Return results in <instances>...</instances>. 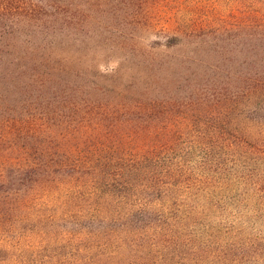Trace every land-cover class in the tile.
I'll list each match as a JSON object with an SVG mask.
<instances>
[{"label": "rangeland", "instance_id": "rangeland-1", "mask_svg": "<svg viewBox=\"0 0 264 264\" xmlns=\"http://www.w3.org/2000/svg\"><path fill=\"white\" fill-rule=\"evenodd\" d=\"M260 6L259 0H0V240L11 246L0 248V264H60L69 248L55 238L89 224L76 202L56 197L64 189L61 171L42 185V174L27 171L42 144H76L81 153L94 147L83 143V133L97 132L90 124L98 117L113 130L135 131L134 122L145 125L157 115L146 108L155 99L189 104L227 92L234 73L261 65ZM26 197L36 205H25Z\"/></svg>", "mask_w": 264, "mask_h": 264}, {"label": "trees", "instance_id": "trees-1", "mask_svg": "<svg viewBox=\"0 0 264 264\" xmlns=\"http://www.w3.org/2000/svg\"><path fill=\"white\" fill-rule=\"evenodd\" d=\"M232 78L215 98L153 100L146 108L157 115L135 131L98 117L97 134L83 133L95 148L81 153L42 144L27 171L42 174L39 185L61 171L56 197L89 219L55 238L69 248L60 264H264V56Z\"/></svg>", "mask_w": 264, "mask_h": 264}]
</instances>
